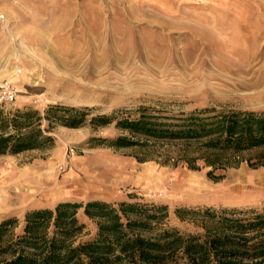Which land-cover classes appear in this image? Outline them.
Wrapping results in <instances>:
<instances>
[{
  "label": "rangeland",
  "instance_id": "obj_1",
  "mask_svg": "<svg viewBox=\"0 0 264 264\" xmlns=\"http://www.w3.org/2000/svg\"><path fill=\"white\" fill-rule=\"evenodd\" d=\"M0 14V83L18 89L3 114L88 109L75 128L42 119L44 147L0 155V221L89 199L162 201L170 223L188 228L176 207L264 208V165L245 160L259 150L210 176L177 143L116 149L94 139L124 132L89 122L118 109L136 117L141 105L264 109V0H0ZM81 219L91 236L94 222Z\"/></svg>",
  "mask_w": 264,
  "mask_h": 264
},
{
  "label": "trees",
  "instance_id": "obj_2",
  "mask_svg": "<svg viewBox=\"0 0 264 264\" xmlns=\"http://www.w3.org/2000/svg\"><path fill=\"white\" fill-rule=\"evenodd\" d=\"M87 110L56 104L43 115L17 109L6 116L0 110V155L44 147L52 137L42 119L75 128L84 124ZM136 110V117L123 115L125 109L92 116L94 126L114 123L124 132L92 139L116 149L174 142L190 168L202 161L210 176L237 166L245 151L259 150L245 160L264 165V109ZM173 213L192 227L170 223L168 205L154 200L89 199L30 208L22 220L0 221V264H264V208L179 206ZM81 216L94 222L91 236Z\"/></svg>",
  "mask_w": 264,
  "mask_h": 264
},
{
  "label": "built area",
  "instance_id": "obj_3",
  "mask_svg": "<svg viewBox=\"0 0 264 264\" xmlns=\"http://www.w3.org/2000/svg\"><path fill=\"white\" fill-rule=\"evenodd\" d=\"M3 15L0 14V19ZM18 89L17 87L8 79L1 81L0 83V102H11L16 98Z\"/></svg>",
  "mask_w": 264,
  "mask_h": 264
},
{
  "label": "bare ground",
  "instance_id": "obj_4",
  "mask_svg": "<svg viewBox=\"0 0 264 264\" xmlns=\"http://www.w3.org/2000/svg\"><path fill=\"white\" fill-rule=\"evenodd\" d=\"M125 175V174H124ZM14 179V178H13ZM60 189V188H59Z\"/></svg>",
  "mask_w": 264,
  "mask_h": 264
}]
</instances>
